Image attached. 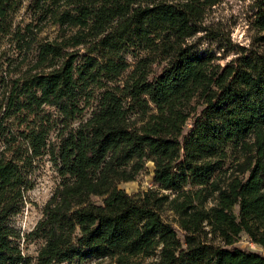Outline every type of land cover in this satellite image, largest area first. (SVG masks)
Listing matches in <instances>:
<instances>
[{
    "label": "trees",
    "instance_id": "16d2710c",
    "mask_svg": "<svg viewBox=\"0 0 264 264\" xmlns=\"http://www.w3.org/2000/svg\"><path fill=\"white\" fill-rule=\"evenodd\" d=\"M221 2L0 0V264L46 156L36 264H264V0L226 64L192 42Z\"/></svg>",
    "mask_w": 264,
    "mask_h": 264
},
{
    "label": "rangeland",
    "instance_id": "374dc122",
    "mask_svg": "<svg viewBox=\"0 0 264 264\" xmlns=\"http://www.w3.org/2000/svg\"><path fill=\"white\" fill-rule=\"evenodd\" d=\"M258 1L222 0L221 3L209 10L205 18L204 30L192 39L198 54L215 55L221 64H226L235 57L231 53L235 45L249 47L256 38L262 36L263 34H258L253 26ZM53 32L54 29L47 30L43 37L51 39L55 35ZM258 47L264 50V43L259 44ZM153 172V164L149 163L137 181L124 183L120 187L129 194L157 189ZM33 178L35 186L29 192L28 203L23 212L12 219V224L19 229L23 236L20 241L23 253L31 258V264H36L38 251L43 245V240H28L27 236L42 218L44 206L51 199L55 188L60 183V177L50 162V158L46 156L38 161ZM237 246L264 255V248L253 243L246 235L241 237ZM97 262L92 259L83 264H96ZM99 264H108V260H103Z\"/></svg>",
    "mask_w": 264,
    "mask_h": 264
}]
</instances>
